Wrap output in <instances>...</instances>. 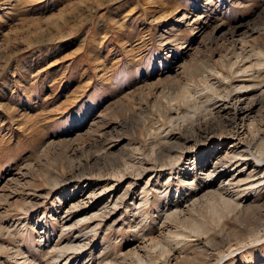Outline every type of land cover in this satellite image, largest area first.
Returning a JSON list of instances; mask_svg holds the SVG:
<instances>
[{
    "label": "rangeland",
    "instance_id": "rangeland-1",
    "mask_svg": "<svg viewBox=\"0 0 264 264\" xmlns=\"http://www.w3.org/2000/svg\"><path fill=\"white\" fill-rule=\"evenodd\" d=\"M263 91L264 0H0V264H264V184L239 213L186 211L213 151L264 177ZM240 93L243 124L219 107ZM114 195L110 221L60 234L65 198L81 217ZM77 228L89 244L58 257Z\"/></svg>",
    "mask_w": 264,
    "mask_h": 264
},
{
    "label": "bare ground",
    "instance_id": "bare-ground-1",
    "mask_svg": "<svg viewBox=\"0 0 264 264\" xmlns=\"http://www.w3.org/2000/svg\"><path fill=\"white\" fill-rule=\"evenodd\" d=\"M207 72V71H206ZM235 72V71H234ZM253 83V82H252ZM237 85V86H236ZM235 87L237 88H244L246 87V85H244V83H237V84H234ZM253 87V86H251ZM262 90V89H261ZM260 91V90H259ZM239 92V91H238ZM262 92V91H261ZM264 92V91H263ZM233 96V95H232ZM222 99V98H221ZM220 100V99H219ZM223 100V99H222ZM249 101V100H248ZM247 101V98L244 96V94L240 93L239 95H236V96H233L232 98H229V101L227 102H222L221 101V104L219 105V107H225L224 109L227 108V105L230 107L232 113H233V116L234 118L237 120V122L239 124H243L245 120L248 119V117H250V113H251V105L249 104V102ZM252 102V101H250ZM229 103V104H228ZM213 105V104H211ZM226 105V106H225ZM253 105V103H252ZM200 108V107H199ZM211 112V111H210ZM202 114V113H201ZM206 114V113H205ZM236 125V124H235ZM198 129V128H197ZM202 130V129H201ZM203 132V131H201ZM206 132V131H205ZM243 132L245 131H241L240 133H238V137L234 138L232 141H230V146H229V149H231L232 151H237L238 152H242L243 151V147H244V140L241 137L242 134H244ZM207 133V132H206ZM236 133V131H235ZM203 134L200 135V137L202 136ZM234 135V134H233ZM221 136V135H220ZM232 137V136H231ZM234 137V136H233ZM246 137V136H245ZM170 140V139H169ZM169 140H165L162 142V148L164 149L165 148V151L166 152H171V140L169 142ZM174 140V138H173ZM172 140V141H173ZM253 140V139H252ZM220 141V140H219ZM173 143V142H172ZM159 144V143H158ZM157 147V146H156ZM158 150V151H157ZM157 152L161 153V149L157 148ZM173 151V150H172ZM237 152V153H238ZM250 153V152H249ZM252 153V151H251ZM179 154V153H178ZM181 154V153H180ZM241 154V153H240ZM208 155H212L213 156V159L211 162H206L205 163V158L202 157L201 162L198 163V180L197 182L199 183L201 178H203L202 176H204V178H208L209 182L211 181V179H215L217 177V180H218V183L214 184L213 182L209 183V184H206L204 185L203 187L199 188L197 190L196 193H199V195L201 194L200 197H197L195 199H192V201L190 202L189 204V208L187 209L186 208V211L187 213L189 212H192V209L193 208H196L197 204L199 203H205L207 204L212 212L214 214H216V216L218 215V217H220V214L224 213V212H241L245 209V207H247L248 205V202H249V199L252 198L253 196H257L258 193H255L256 190L259 188L260 185L264 184V177H262V175H258L257 173L261 172L259 170H256V172H248L246 173V163L243 165V164H240L238 161H233V162H230V157H221L219 152L217 151H213L211 153H209ZM228 156L229 153L227 154ZM258 155V154H257ZM207 156V154L205 155V157ZM210 156H207V157H210ZM233 156V155H231ZM179 156L178 155H173L171 156V159H170V162L172 160H175L176 158H178ZM206 157V158H207ZM204 158V159H203ZM223 158V159H222ZM248 159V158H247ZM203 160V161H202ZM173 162V161H172ZM243 162V161H242ZM256 163V162H255ZM258 164V163H257ZM262 164V163H261ZM261 166V165H259ZM231 168H233L232 171ZM255 168V167H254ZM141 171V170H139ZM233 172V174L231 175V173ZM236 174H235V173ZM264 173V172H263ZM142 174V172H141ZM140 174V175H141ZM243 174H246L245 176V179L246 178H249V177H255L254 179H250V182H243L245 181L244 178H241V176ZM139 175V176H140ZM123 176V175H122ZM121 176V177H122ZM197 176V175H196ZM119 177H117L118 179ZM82 179V178H81ZM120 179V178H119ZM149 182V179H146L144 183H148ZM78 184V183H77ZM200 184V183H199ZM110 185V184H109ZM113 186V185H112ZM82 187V186H81ZM106 186H104L105 188ZM190 187V186H189ZM263 187V186H262ZM108 188V187H106ZM156 188V187H155ZM75 189V188H74ZM100 189V188H99ZM204 189V190H203ZM102 189V192L104 193V190ZM118 190V189H117ZM145 190V189H144ZM155 190V189H154ZM92 191V190H91ZM146 191V190H145ZM97 192V191H96ZM93 194V192H91ZM95 193V192H94ZM100 193V192H99ZM99 193L97 195H99ZM128 193V191H127ZM241 194H243L241 196ZM251 194V196H249ZM260 194V193H259ZM261 195V194H260ZM87 196V195H86ZM91 196V195H90ZM95 196V195H94ZM248 196V197H247ZM111 197V196H110ZM118 196L115 197L112 196L111 199L109 200V202L106 204H104L101 208H98V207H93V209L89 210V211H86L84 213L83 216L79 217L80 214L76 215L75 213L77 211H75L77 207H82L83 205V200H81L80 202L78 201H75L74 199L72 198H68L63 201L64 205H65V210H64V214L63 216L65 215V219L67 220L66 222H70L71 225H67V227H63V229H61L62 233L60 232V234L62 235H65L67 233H70L72 232V229H74L75 226H73L72 224H76L78 223L79 221H82V223H89L91 220H95L96 222V218L97 217H102V219H106L107 221H110L111 218L118 213V210H117V207L115 208V206H117V203H116V200L118 199L117 198ZM89 198V197H87ZM91 199V198H90ZM92 199H93V196H92ZM190 199V200H191ZM87 201H89L87 199ZM92 201V200H91ZM145 201V200H144ZM86 202V201H85ZM93 202V201H92ZM141 202V201H140ZM171 202V201H170ZM144 203V202H143ZM142 203V204H143ZM173 204V203H172ZM200 204V205H201ZM171 205V204H170ZM185 205V204H184ZM188 205V204H187ZM92 206V205H91ZM110 206H113L114 209L110 208ZM196 206V207H195ZM206 206V205H205ZM159 206H157L158 208ZM167 207V206H166ZM172 207V206H171ZM170 207V208H171ZM173 207H176V206H173ZM188 207V206H187ZM98 208V209H97ZM110 208V209H108ZM160 208V207H159ZM126 209V208H125ZM62 210V209H61ZM107 211V212H106ZM186 211L184 213H186ZM183 213V212H182ZM182 213L180 212V209L177 210V208L175 209H170L168 210L167 214H165V216L163 215V220H161V223L160 225L164 224L165 226V223L166 222H171V221H178L179 218L182 217ZM103 214V215H102ZM192 214V213H191ZM194 214V213H193ZM223 215V214H222ZM188 217V216H187ZM222 217V216H221ZM186 218V217H185ZM218 219V218H217ZM98 220H101V219H98ZM218 221V220H217ZM94 222V221H93ZM173 222V223H174ZM99 223V222H98ZM97 223V224H98ZM101 223V222H100ZM172 224V223H171ZM95 225V223H94ZM159 225V226H160ZM257 225V224H256ZM62 226V225H61ZM65 226V225H64ZM83 226V225H82ZM81 226V227H82ZM158 226V227H159ZM173 226V225H172ZM194 226L193 228H191L192 231H195V232H206V228H204L203 224L202 223H197L195 225H192ZM89 226L87 225L84 229H87ZM93 227V226H92ZM97 227V226H96ZM95 227V228H96ZM99 227V226H98ZM97 227V228H98ZM157 227V228H158ZM161 227H163V225H161ZM178 227V226H177ZM96 228V229H97ZM170 228V227H169ZM168 228V229H169ZM80 228H77L75 230V232H73L72 234H74L75 236H71V240H69L67 243L65 244H62V246L60 247V249L58 251H62L58 257H63L64 255V251H82V249H84L85 247H83V245L85 244H89V243H85L86 239H83V236H80L79 233L82 231L79 230ZM163 229V228H162ZM165 229V228H164ZM99 230V229H98ZM159 230V229H158ZM184 230V229H183ZM182 229L180 230H174L172 229V231L170 230H166V232L168 233H165L168 237H170L172 234L174 236H180L181 234H183L184 232L186 231H183ZM208 230V229H207ZM165 232V231H164ZM86 233V232H85ZM84 233V234H85ZM89 233V231L87 232ZM95 233V232H94ZM92 232V234H94ZM98 233V232H97ZM171 233V235H170ZM250 240L251 241H262V243H264V232L259 229V226L258 227H255L254 229H252L250 231ZM77 234V235H76ZM91 234V233H89ZM159 234V233H158ZM185 234V233H184ZM87 235V234H86ZM96 235V234H95ZM170 235V236H169ZM191 235V234H190ZM61 236V235H60ZM150 236V235H149ZM95 237V236H94ZM87 238V237H86ZM93 238V237H92ZM175 238V237H174ZM152 239H154L153 237L150 236V238H148V243L147 245H149V243L151 244L152 242L154 241H151ZM163 239V238H162ZM166 239V238H165ZM90 240V239H89ZM155 240V239H154ZM146 239L144 240V245H141V248L142 249H145L144 247L146 246ZM250 241V242H251ZM159 243V241H156ZM138 245V244H137ZM57 246V245H56ZM56 248V247H54ZM53 250V249H52ZM56 250V249H55ZM253 251V250H251ZM57 252V251H56ZM56 252H54L56 254ZM73 253V252H72ZM137 255V254H136ZM56 257V256H55ZM63 264H77L79 262V259H77L76 257H73L70 255H66V257H63L62 259ZM85 263V262H84Z\"/></svg>",
    "mask_w": 264,
    "mask_h": 264
}]
</instances>
